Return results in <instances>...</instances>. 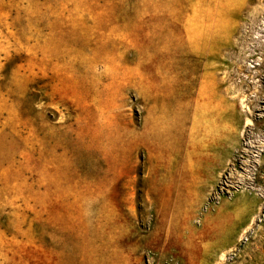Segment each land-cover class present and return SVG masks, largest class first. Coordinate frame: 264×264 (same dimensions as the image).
Returning a JSON list of instances; mask_svg holds the SVG:
<instances>
[{"label":"rangeland","instance_id":"obj_1","mask_svg":"<svg viewBox=\"0 0 264 264\" xmlns=\"http://www.w3.org/2000/svg\"><path fill=\"white\" fill-rule=\"evenodd\" d=\"M0 264H264V0H0Z\"/></svg>","mask_w":264,"mask_h":264}]
</instances>
